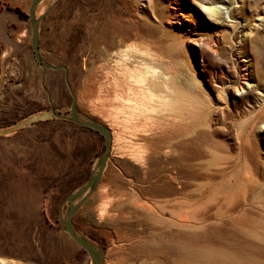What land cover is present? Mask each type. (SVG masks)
Returning <instances> with one entry per match:
<instances>
[{"label": "rangeland", "instance_id": "1", "mask_svg": "<svg viewBox=\"0 0 264 264\" xmlns=\"http://www.w3.org/2000/svg\"><path fill=\"white\" fill-rule=\"evenodd\" d=\"M244 1V9L231 5L238 9L231 25L209 11L218 0H55L38 18L39 55L67 67L82 118L105 125L81 96L102 56L136 30L159 43L181 88L214 105L208 128L178 148L179 161L155 164L144 183L137 166L110 150L97 188L73 217L103 264H264V0ZM30 3L0 0V264H87L60 215L66 196L96 169L104 139L69 120L65 72L37 63L31 35L20 29ZM20 34L14 49L10 40ZM247 59L257 85L235 95ZM159 165L178 167V179L157 175Z\"/></svg>", "mask_w": 264, "mask_h": 264}, {"label": "bare ground", "instance_id": "2", "mask_svg": "<svg viewBox=\"0 0 264 264\" xmlns=\"http://www.w3.org/2000/svg\"><path fill=\"white\" fill-rule=\"evenodd\" d=\"M218 1L219 3L208 9L214 16L223 14L220 18L223 17L225 23L229 25L235 22L236 19L234 18L238 15V9L232 10L231 5L240 3L242 9L246 5L244 0ZM54 2L55 0H39L35 6V17L39 18L45 14ZM13 20L17 21V18L13 16ZM20 21V29L27 32L26 37L29 40L32 22L29 18ZM29 21L30 26H28ZM241 27H247L246 19H243ZM259 29L257 30L259 31ZM252 32V29L249 32H243L242 36L245 41L252 37ZM22 34L17 37L18 40L16 38L10 40L14 49L21 45L18 43L22 40ZM133 37L131 41L120 44L113 50H108L107 54L102 56L101 62L97 66L96 73L98 75L93 85L81 97L83 99L89 97L88 100L86 99L87 104L85 105L92 114L101 118L110 130L111 151L119 158L127 159L131 164L137 166L141 170V180L144 183L150 180L147 175L154 171L152 168L155 164L163 163L167 166L166 163L170 160L179 161L178 148L182 145L188 144V147L193 145L191 142L196 140L194 138L197 136V127L208 128L214 105L209 95L199 99L195 94L178 85L174 75L167 72L165 65L169 60L163 55L161 46L157 41L147 40L141 36L138 30ZM244 62L249 63V59L244 60ZM243 70L248 77L243 80L239 89L235 90V95L245 94L250 88L257 85L254 83L255 74L251 64L245 65ZM261 107L263 106L261 105ZM77 117L80 120H88L80 117L78 112ZM32 118H38V116L35 117L34 115ZM13 129L14 127H11L2 131L12 132ZM205 148H203V152L206 151ZM206 162L201 163L205 164ZM161 166L159 165L157 168V175L171 180L178 179L177 174L181 171L178 167H168L169 171L166 172L160 169ZM190 168L194 170V166ZM186 183L188 182L186 181ZM195 194L197 196V193ZM194 201L196 202V200ZM87 264H93L92 260L89 259Z\"/></svg>", "mask_w": 264, "mask_h": 264}, {"label": "water", "instance_id": "3", "mask_svg": "<svg viewBox=\"0 0 264 264\" xmlns=\"http://www.w3.org/2000/svg\"><path fill=\"white\" fill-rule=\"evenodd\" d=\"M39 0H31L28 13L26 16L31 20V46L33 50L34 57L39 64V66L43 70H63L65 72V82L69 89V92L72 97L71 105L69 108V120L75 123L78 126L89 128L93 131L98 132L104 139V150L98 157V163L96 169L91 173L87 181L76 188L71 193L66 196L67 202V211L66 214L62 216L60 215V222H62L63 230L69 235V237L86 253L89 254L93 264H103V253L99 251V249L94 246L91 242H89L85 237L81 236L78 232H76L73 225V217L78 208L84 201L94 192L97 188L101 178L103 169L107 163L110 150H111V133L107 126L100 124L98 122H94L91 120H80L77 117V107H76V97L74 96L70 85L68 84L67 79V67L66 66H56L51 64H46L42 61L39 55V28H38V18L35 17V6ZM79 200L74 203L76 199Z\"/></svg>", "mask_w": 264, "mask_h": 264}, {"label": "trees", "instance_id": "4", "mask_svg": "<svg viewBox=\"0 0 264 264\" xmlns=\"http://www.w3.org/2000/svg\"><path fill=\"white\" fill-rule=\"evenodd\" d=\"M16 10L18 11V13L22 14V12L20 11V9L16 8Z\"/></svg>", "mask_w": 264, "mask_h": 264}, {"label": "crops", "instance_id": "5", "mask_svg": "<svg viewBox=\"0 0 264 264\" xmlns=\"http://www.w3.org/2000/svg\"><path fill=\"white\" fill-rule=\"evenodd\" d=\"M91 195H92V194H91ZM91 195H90V196H91ZM90 196H89V197H90ZM89 197H88V198H89ZM88 198H87V199H88ZM87 199H86V200H87ZM86 200L84 201V203L86 202ZM84 203H83V204H84ZM83 204H82V205H83Z\"/></svg>", "mask_w": 264, "mask_h": 264}, {"label": "flooded vegetation", "instance_id": "6", "mask_svg": "<svg viewBox=\"0 0 264 264\" xmlns=\"http://www.w3.org/2000/svg\"><path fill=\"white\" fill-rule=\"evenodd\" d=\"M91 130V129H90ZM96 132V131H95ZM98 133V132H97ZM102 137V136H101ZM103 138V137H102Z\"/></svg>", "mask_w": 264, "mask_h": 264}]
</instances>
